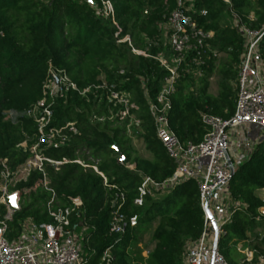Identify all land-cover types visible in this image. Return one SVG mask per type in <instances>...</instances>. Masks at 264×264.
<instances>
[{
	"label": "trees",
	"instance_id": "trees-1",
	"mask_svg": "<svg viewBox=\"0 0 264 264\" xmlns=\"http://www.w3.org/2000/svg\"><path fill=\"white\" fill-rule=\"evenodd\" d=\"M103 1L110 2L113 17L103 14L100 0H0V172L2 160L14 171L29 156L36 125L22 114L42 99L49 67L62 71L81 91L102 82L114 84L133 104L130 118L124 121L119 120V106L109 102L105 90L91 89L85 95L69 92L55 100L50 126L62 128L72 123L76 133L65 131L68 141L64 145L44 150L49 160L67 161L57 168L46 165L49 187L61 206L72 205L75 198L82 203L71 216V227L82 246L81 264H104L101 259L106 250L113 264H184L187 245L200 238L204 226L196 183L184 181L160 200L153 199L159 195L155 194L144 197L140 207L134 205L144 176L161 183L175 169L156 137L148 99L156 98L169 76L159 62L162 54L170 56L162 26L177 8V0ZM185 7L196 25L213 37L203 50L201 66L191 63L194 54L190 53L178 67L169 126L181 143L197 144L206 133L203 115L229 120L234 114L245 52V38L233 26L234 15L248 29L261 33L264 0H231L230 5L222 0H191ZM115 34L118 40H128L118 43ZM258 51L264 65V35ZM217 54H225L227 62L220 69L219 90L214 96L208 89ZM10 113L16 117L7 118ZM128 130L142 140L150 157L136 155ZM39 178L33 172L12 189L29 192L8 224L9 239L20 233V224L26 219L51 221L45 209L50 194L35 187ZM227 189L231 201L239 206L222 227L217 250L228 264H257V255L246 263L241 250L248 247L247 232L254 230L263 206L256 192L264 190V141L239 164ZM119 205L125 216L137 215L138 224L113 235L109 225ZM154 223L153 247L143 258L137 250L138 235Z\"/></svg>",
	"mask_w": 264,
	"mask_h": 264
},
{
	"label": "built area",
	"instance_id": "built-area-1",
	"mask_svg": "<svg viewBox=\"0 0 264 264\" xmlns=\"http://www.w3.org/2000/svg\"><path fill=\"white\" fill-rule=\"evenodd\" d=\"M52 1V0H45ZM191 0H177V8L166 20V45L170 56L162 54L159 58L160 65L169 72L168 78L160 88L154 100L148 99V110L153 121L155 134L163 145L168 157L175 165L173 174L167 180L157 183L144 176L137 187V197L134 205L140 207L146 196L159 194L172 189L175 185L187 180L196 183L199 190L200 206L204 214V226L200 238L189 243L185 250L184 264H228L223 256L216 250L213 255L214 230L212 217L219 235L222 227L230 222L232 212L239 206L232 202L228 192V183L240 162L246 160L255 146L264 141V65L260 59L258 42L264 35L248 29L241 19L234 15L233 26L245 38V52L241 57L238 73L237 98L235 111L229 120L217 116L203 115L202 122L206 133L197 144H183L169 126V112L171 110V96L174 93V81L177 77L178 67L183 64L190 53L194 56L191 63L201 66L203 50L208 41L213 37L212 32L203 31L187 14L185 4ZM229 4L231 0H222ZM257 1V0H251ZM102 12L107 17H113V8L109 1L100 0ZM205 14V12H202ZM118 28L117 24L114 22ZM117 39L118 34L114 35ZM128 40H118L124 42ZM134 53H139L134 51ZM91 89L105 90L109 102L119 106V120L130 118V109L133 104L123 93L116 90L114 84L99 85L81 91L60 70L49 67L42 89V99L31 109L24 112V117L30 118L36 125L35 142L29 148L27 160L16 170H10L6 160L1 161L0 172V264H81L83 260L80 239L71 227V216L76 209L82 206L80 199L72 200V205L61 206L57 195L49 187V179L45 170L47 164L54 168L67 163L49 160L43 154L46 148L62 146L68 141L69 133H76L74 125L68 123L62 128L51 127L52 106L56 99L65 97L69 92L85 95ZM136 126L139 125L135 121ZM83 167L81 162L76 161ZM129 169L133 166L128 165ZM92 169L102 178L95 166ZM33 172L40 174L35 187L40 186L50 197L45 204V209L50 222L36 223L26 219L20 224V233L9 239L8 224L14 214L20 210V192L12 189L21 181H25ZM104 179V178H103ZM104 184L106 180L104 179ZM34 187V188H35ZM24 192H29L25 190ZM22 193V192H21ZM16 194L17 209L9 204V197ZM123 194L120 201L123 202ZM263 206L258 210L256 220L264 218ZM208 211L209 215H207ZM138 224V216H125L120 212V205L113 213L109 225V232L113 235L123 234L127 227L134 228ZM246 263H252L253 251L248 248L241 250ZM101 261L104 264H113V257L106 250ZM257 264H264V256H259Z\"/></svg>",
	"mask_w": 264,
	"mask_h": 264
},
{
	"label": "rangeland",
	"instance_id": "rangeland-1",
	"mask_svg": "<svg viewBox=\"0 0 264 264\" xmlns=\"http://www.w3.org/2000/svg\"><path fill=\"white\" fill-rule=\"evenodd\" d=\"M251 17L252 15H250V18ZM224 21L227 22V18L224 19ZM162 30H163L162 37L164 39V44L166 46L167 29L165 26H162ZM216 56H217V62H216L215 73L209 79V89H208V93L214 96L217 95L218 90H219L218 83L220 80V76H219L220 69L224 67L223 63L227 62V58L225 54H217ZM263 73H264V68H263ZM15 117H16V114H12V113L8 114L7 116V118H11V119H14ZM128 132L130 134L131 146L134 149L136 155L142 158L150 157V154L146 151L142 140L136 136H133L130 130H128ZM27 193L28 192H24V193L20 192L21 200H22L23 195H27ZM165 193H166V190H164V192L162 193L160 192L159 195L154 196L153 199L160 200L161 198H163ZM256 195L260 199H264V190H261L260 193H256ZM256 223L257 225L255 226L254 230H249L247 232V236H248V242H247L248 247L247 248L250 251H253L254 256L257 255L259 257V256H264V221L257 220ZM154 225L155 223L152 225V227L148 228L147 230H145L144 232L138 235L137 250L140 252L143 258L147 257L148 252L153 247L151 234H152Z\"/></svg>",
	"mask_w": 264,
	"mask_h": 264
},
{
	"label": "water",
	"instance_id": "water-1",
	"mask_svg": "<svg viewBox=\"0 0 264 264\" xmlns=\"http://www.w3.org/2000/svg\"><path fill=\"white\" fill-rule=\"evenodd\" d=\"M122 159L120 158L119 162L122 163ZM9 204L11 207H13L14 209H17L18 206L16 204V194L11 195L9 197ZM207 215H209L208 211H206ZM209 218L212 220V227L214 230V242H213V255L215 254L216 250H217V246H218V239H219V232H218V228L215 224V222L213 221L212 217L209 215Z\"/></svg>",
	"mask_w": 264,
	"mask_h": 264
},
{
	"label": "crops",
	"instance_id": "crops-1",
	"mask_svg": "<svg viewBox=\"0 0 264 264\" xmlns=\"http://www.w3.org/2000/svg\"><path fill=\"white\" fill-rule=\"evenodd\" d=\"M261 192V190L260 191H257L256 193H260Z\"/></svg>",
	"mask_w": 264,
	"mask_h": 264
}]
</instances>
